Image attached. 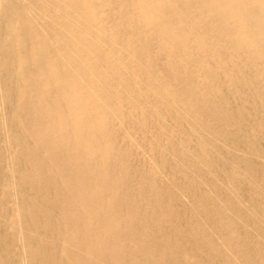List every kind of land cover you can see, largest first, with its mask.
<instances>
[{"label":"bare ground","instance_id":"6f19581e","mask_svg":"<svg viewBox=\"0 0 264 264\" xmlns=\"http://www.w3.org/2000/svg\"><path fill=\"white\" fill-rule=\"evenodd\" d=\"M0 264H264V0H0Z\"/></svg>","mask_w":264,"mask_h":264}]
</instances>
